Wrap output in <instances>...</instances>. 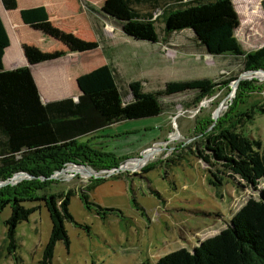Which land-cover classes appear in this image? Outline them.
<instances>
[{"label": "rangeland", "instance_id": "374dc122", "mask_svg": "<svg viewBox=\"0 0 264 264\" xmlns=\"http://www.w3.org/2000/svg\"><path fill=\"white\" fill-rule=\"evenodd\" d=\"M232 2L239 17L236 35L242 48L248 52L261 47L262 0ZM102 3L98 0L100 7ZM108 19L109 23H102L101 47L84 57L90 68L113 67L124 101L131 99L127 89L132 80H140L143 89L152 92L177 80L209 78L219 85L197 105L191 104L193 92L163 96V114L117 122L77 139L78 144L111 153L113 158L105 160L116 164L99 168L82 161L69 162L47 178L44 186L48 192L73 191L69 211L76 222L89 229L65 221L69 247L56 242L46 264H154L173 250H192L198 240L224 228L249 198L258 197V190L238 178V184L229 181L220 188L209 184L208 169L213 168L196 157L195 143L200 140V123L206 126L211 119L212 127L237 99L238 105H233L236 111L252 107L257 112L242 127L243 133L264 140V67L245 70L243 56L198 53L189 30L163 38L159 23L160 41L150 42L126 35ZM29 179L31 175L19 171L0 188ZM94 179L101 181L89 187ZM82 188L91 202L117 212L98 215L85 208L79 196ZM24 205L38 208L17 225L13 253L7 249L4 225L11 209L7 205L0 210V264H44L43 248L51 230L49 213L42 201Z\"/></svg>", "mask_w": 264, "mask_h": 264}, {"label": "trees", "instance_id": "16d2710c", "mask_svg": "<svg viewBox=\"0 0 264 264\" xmlns=\"http://www.w3.org/2000/svg\"><path fill=\"white\" fill-rule=\"evenodd\" d=\"M0 1L7 10L17 6V0ZM262 7L264 11V0ZM20 15L25 24L58 40L68 52L91 51L101 44L100 29L98 40L81 39L54 26L44 6L22 9ZM98 15L104 23H109L106 20L109 17L111 23L136 40L159 42V23L163 38L189 30L197 41L198 53L243 56L245 70L264 67V44L248 52L242 48L236 35L239 17L232 0H104ZM9 44L0 17V180L19 171L32 176V179L0 188V210L7 205L11 209L4 221L5 241L8 252L13 253L17 246V225L28 220L38 208L24 203L42 201L51 221L50 235L43 248L42 262L46 264L53 257L56 242L62 241L69 247L65 221L89 229L88 225L76 222L69 211L73 191L48 192L44 186L47 178L69 162L82 161L99 168L116 164L107 161L111 153L78 144L77 139L117 122L163 114L166 110L161 102L163 96L193 92L191 104L197 105L213 94L219 83L209 78L169 81L163 89L152 92L145 91L140 80H132L127 89L131 99L124 101L113 67L103 64L77 77L80 93L76 99L43 102L28 65L57 59L66 52L43 51L23 44L28 65L7 70L2 58ZM234 104L238 105V99ZM233 105L212 127L211 119L206 126L203 121L200 123L196 157L212 166L213 169H208V182L212 186L220 188L229 181L237 183L238 178L258 190V197L249 198L224 228L198 240L192 250L184 247L173 250L154 264H264V140L242 131L257 112L252 107L236 111ZM43 177L44 181L40 179ZM100 181L94 179L88 186L93 187ZM38 190L41 194H37ZM79 196L85 208L98 215L117 212V209L91 202L85 188L79 191Z\"/></svg>", "mask_w": 264, "mask_h": 264}, {"label": "crops", "instance_id": "0c3cea01", "mask_svg": "<svg viewBox=\"0 0 264 264\" xmlns=\"http://www.w3.org/2000/svg\"><path fill=\"white\" fill-rule=\"evenodd\" d=\"M37 6H44L54 26L81 39L92 41L99 39V29L103 31V21L98 15V0H17L16 8L10 10L4 9L0 1V17L11 41L3 54L4 69L11 70L28 65L23 44L38 46L43 51H65L57 59L28 66L43 102L68 97L76 99L80 93L77 77L94 69L86 65L84 56H90L91 52L97 51L101 46L91 51L68 52L61 42L32 29L22 21L20 11ZM13 35L16 38L15 43H12Z\"/></svg>", "mask_w": 264, "mask_h": 264}, {"label": "water", "instance_id": "95a60500", "mask_svg": "<svg viewBox=\"0 0 264 264\" xmlns=\"http://www.w3.org/2000/svg\"><path fill=\"white\" fill-rule=\"evenodd\" d=\"M216 114H218V113H216ZM214 118H216V117H214ZM14 176V175H13ZM9 181L8 180H5V181H3V182H0V185H2V184H6V183H8Z\"/></svg>", "mask_w": 264, "mask_h": 264}, {"label": "bare ground", "instance_id": "6f19581e", "mask_svg": "<svg viewBox=\"0 0 264 264\" xmlns=\"http://www.w3.org/2000/svg\"><path fill=\"white\" fill-rule=\"evenodd\" d=\"M220 110V109H219Z\"/></svg>", "mask_w": 264, "mask_h": 264}]
</instances>
